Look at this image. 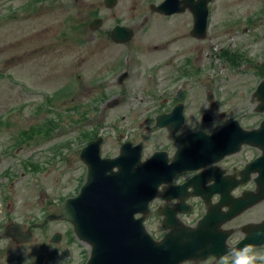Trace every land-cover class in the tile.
Listing matches in <instances>:
<instances>
[{"label": "rangeland", "instance_id": "rangeland-1", "mask_svg": "<svg viewBox=\"0 0 264 264\" xmlns=\"http://www.w3.org/2000/svg\"><path fill=\"white\" fill-rule=\"evenodd\" d=\"M36 1L0 0V189L17 200L13 205L17 213L35 219L44 215L46 200L66 198L79 189L85 170L75 152L89 134L107 139L102 148L105 154H119V129L125 137L149 140L145 157L168 142L163 130L152 133L154 125L142 121L154 111L152 99L143 100L142 94L157 93L174 75L165 72L160 74V82H153L145 70L172 54L179 62L198 55L200 66L208 65L212 59L207 53H215L217 40L229 34L223 28L233 27L238 15L253 10L259 2L264 4V0H217L213 19L220 34L215 28L192 42L180 34L192 20L190 8L178 12L171 24L164 16L150 13L149 5L163 0H117L113 8L104 0H50L39 8L33 7ZM92 13L104 21L93 31L89 26ZM147 14L152 19L144 27ZM118 22L134 28L130 41L111 40V30ZM172 37L170 46L162 45ZM125 48L136 50L137 61L120 86L111 82V73L126 68L129 53ZM245 82L247 79L238 77L223 85L221 95L233 100L235 113L254 108L252 90L244 87ZM208 91V86L190 88L194 103L185 129L221 124L223 108L208 107ZM107 97L118 98L117 103L110 107ZM257 119L247 118L246 125L254 127ZM254 152L260 151L247 147L237 158ZM243 213L241 222L261 218L264 204ZM196 216L188 221L192 223ZM146 227L155 237L165 232L157 219H149ZM53 231L60 233L64 226ZM40 240L16 246L6 241L11 246L7 264H32L39 253L49 250L48 240L45 245Z\"/></svg>", "mask_w": 264, "mask_h": 264}, {"label": "flooded vegetation", "instance_id": "flooded-vegetation-1", "mask_svg": "<svg viewBox=\"0 0 264 264\" xmlns=\"http://www.w3.org/2000/svg\"><path fill=\"white\" fill-rule=\"evenodd\" d=\"M198 1L199 0H194V3ZM215 4L216 2L209 5L210 13H208L207 34L216 31V23H214L213 19V6ZM181 8H186L185 4H182ZM190 12L192 13V20L186 23L185 30L180 34H182L186 40L193 42L196 40L194 32L195 16L191 10ZM154 14L162 15L156 12H154ZM178 14L179 13L171 16H162L169 20L170 23ZM231 24H234L233 27L235 29H233V27L223 28L226 32L224 34H229L226 35V38L217 40L216 43V47H218L219 50L218 54L215 55V58L220 62L219 65L216 64L217 61L214 59L212 68H210L212 66L211 61L208 65L204 66L203 63V65L200 66L201 64L198 63L199 61L197 59L198 55H192L184 61L179 62L174 54L164 58L163 55L158 52L156 55L160 58L163 57L161 60L162 62L153 64L150 68L145 70L151 74L152 77H150V80L154 79L153 82H160V74H164L165 72H170V75H174L168 83L163 84V86L158 89L157 93L155 91H152L150 94L147 93V98L145 99H148V101L149 99H152L154 104V111L146 116L147 120L145 123L154 125L152 133L163 130L165 132V140H168L165 144L156 147V149L149 154L148 158L157 151H165L167 153L166 158L168 159V163L173 162L179 143L182 137L186 134H173L168 128L161 129L158 126V117L162 114H170L173 111L181 109L186 116V121L181 132H185L186 129H188H185V126L190 118L189 110H191V105L193 106L194 103V94L193 92H190L191 87L197 88L208 86L210 89L206 95V101L209 104L208 107L212 110H215L214 108L216 106L223 108V112L221 111L219 114V118L222 119L220 125L214 124V127L211 128L208 125H201V127L194 126L190 128L193 129V131L202 130L209 134H214L222 127L235 120L239 122L242 129L254 130L264 122V112L260 113L258 111L260 100L256 95L259 86L264 82V4H260L259 2L256 8L243 15H238ZM177 25L180 27L179 23L175 24V26ZM178 26L177 28L179 29ZM217 31L220 34L221 29H217ZM172 38L162 45H166V47L170 46L174 40V38ZM212 54L207 53L208 58H210ZM133 67L134 65L132 68ZM166 69H169L170 71ZM128 76L129 75H127V77ZM190 77L193 79L192 83L189 81ZM238 77L247 79V82L244 83V87H250L252 90L251 101L254 106L253 111L250 109H244V111L235 113L236 104L233 100H225L221 95L222 91H224L223 85L230 82L232 83ZM183 81H185V83H182ZM252 117H259L254 127L246 125L245 122L247 118ZM204 120H206L205 116ZM200 122L201 124H207L203 121ZM128 141L133 142L131 147H135V145H141L140 147L143 146L144 153L149 148L147 147L149 140L136 141L134 138H123V136H120V140L118 141L119 154H121L122 145ZM247 147L252 150H259L256 147L244 145L240 152L223 158L216 164L213 171L206 174L207 182L204 184L203 189L211 188L213 190L212 187H215L218 190H222L223 194L230 192L228 195L232 196L233 199L243 197V194L247 191L257 190L258 184L255 181L256 175H246L243 173L247 165L261 155L262 152L259 150L260 152H254L249 157L245 156L237 158V156L244 152ZM118 155L114 154V152H110V154H105L104 158L115 159ZM190 176V173L179 174L175 178V184L179 185L185 183L189 180ZM166 189V187H162V192ZM73 197H75V195ZM73 197L71 196V198ZM221 198L222 194H214L210 196V202L211 204H214V206L219 205L222 203ZM67 199L59 198L46 200L43 206L44 215L39 219H35L30 215L22 217L20 212L17 213L13 207L14 202L17 200L9 197L7 193H3L0 189V214H2L0 217V264H7L11 255V246L9 243L5 245L6 241H9L12 245L16 246L21 243L30 244L33 240L39 241L40 239V241H43L44 245L45 241L48 240L46 247H48L49 250L39 253L33 260L32 264H87L92 253L91 246L79 237L78 231L73 222L56 217L58 211L65 205ZM160 200L164 202V197L161 196ZM191 202L195 204L196 211L198 212L189 215L190 219L197 214L192 220L194 225L204 217L207 212V207L205 206L202 197L189 199L188 203L192 204ZM178 204L179 201L176 200L172 202L170 206H177ZM262 204H264V201L249 208V212L259 208ZM230 207L231 206L228 204V208L226 207L223 210L228 211ZM243 214L244 213H241V215L236 216L221 226L224 232H231L228 239V246L230 248L236 246L247 236V230L244 228L248 224H258L264 220L263 215L261 218L241 222L240 220ZM53 216H55V218ZM155 217L158 218L157 216ZM187 223H189L188 220ZM58 226H64V231L60 232L62 235L53 231L54 228ZM22 228L24 232L22 231ZM255 248L257 251L264 253V244ZM221 258L231 261L232 256L229 252ZM221 258L210 257L204 261L196 263L190 262L188 264H221Z\"/></svg>", "mask_w": 264, "mask_h": 264}, {"label": "water", "instance_id": "water-1", "mask_svg": "<svg viewBox=\"0 0 264 264\" xmlns=\"http://www.w3.org/2000/svg\"><path fill=\"white\" fill-rule=\"evenodd\" d=\"M116 3L117 0H107L109 8H113ZM178 7V0H166L158 7V11L169 15L180 11ZM200 22L201 19H197V23ZM204 24V30L200 34L202 36L205 35L206 20ZM131 38L132 32L126 28L116 27L112 32V40L115 42L126 43ZM256 95L262 101L258 111L264 112V83L260 85ZM181 116V112L176 111L171 116L161 117L158 125L171 127L172 131L176 132L175 129H180L183 125ZM169 121L174 123V127ZM244 144L257 147L264 154V122L261 128L255 131L243 130L236 121L213 135L204 132L190 134L181 143L176 163L171 166L166 164V160L163 162L165 165L157 163V158L161 156L158 154L140 165L139 153H135L140 172L134 184L124 186V179L122 182L120 178L114 177L116 174L105 175V178H99L96 184L90 180L82 189L81 196L77 200L68 201L59 211V217L73 222L79 236L91 244L93 256L89 264H184L188 261L198 262L213 255L219 258L230 251L226 243L231 234L223 232L221 226L253 205L264 201V157L256 161L255 167L247 168L245 172L246 175L259 173L256 180L258 190L256 193L249 192L243 198L232 200V207L234 205L238 211L233 212L231 209L230 212L221 214L216 213L218 211L215 206L210 207L205 218L195 228L186 226L178 219V212L186 211V198L194 195L199 190L198 187L204 185L207 180L204 175L201 178L197 175L182 188L177 190L172 187L166 192L165 197L168 200L181 198L182 202L178 209L160 210L164 215L163 226L168 230L162 240L153 239L144 222L150 214V202L158 196L159 187L170 183L177 172L196 171L215 164L224 157L239 152ZM97 147L98 144L91 151L96 155L99 154ZM128 152L129 148L116 161V166L121 168L120 164L128 157ZM169 169L175 171L169 173ZM130 174L134 175L132 171ZM190 187L194 188V192H188ZM214 189L213 193L219 191L215 187ZM137 214H140L138 219ZM246 229L247 236L237 248L249 243L254 246L264 244V237L257 235L258 232L264 231V221L247 226Z\"/></svg>", "mask_w": 264, "mask_h": 264}, {"label": "clouds", "instance_id": "clouds-1", "mask_svg": "<svg viewBox=\"0 0 264 264\" xmlns=\"http://www.w3.org/2000/svg\"><path fill=\"white\" fill-rule=\"evenodd\" d=\"M257 235L264 237V231L258 232ZM230 255L231 264H264V253L257 251L251 243L245 244L242 248L230 249ZM221 264H229V262L221 258Z\"/></svg>", "mask_w": 264, "mask_h": 264}, {"label": "bare ground", "instance_id": "bare-ground-1", "mask_svg": "<svg viewBox=\"0 0 264 264\" xmlns=\"http://www.w3.org/2000/svg\"><path fill=\"white\" fill-rule=\"evenodd\" d=\"M92 29H93V28H92ZM92 29H91V30H92ZM93 30H94V29H93ZM93 30H92V31H93ZM126 78H127V77H126ZM126 78H125V79H126Z\"/></svg>", "mask_w": 264, "mask_h": 264}, {"label": "trees", "instance_id": "trees-1", "mask_svg": "<svg viewBox=\"0 0 264 264\" xmlns=\"http://www.w3.org/2000/svg\"><path fill=\"white\" fill-rule=\"evenodd\" d=\"M33 130H35V127H33Z\"/></svg>", "mask_w": 264, "mask_h": 264}]
</instances>
